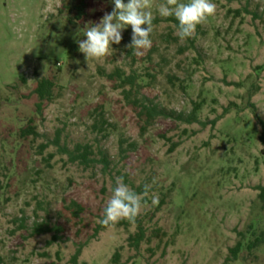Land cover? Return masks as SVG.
I'll use <instances>...</instances> for the list:
<instances>
[{
  "label": "rangeland",
  "instance_id": "374dc122",
  "mask_svg": "<svg viewBox=\"0 0 264 264\" xmlns=\"http://www.w3.org/2000/svg\"><path fill=\"white\" fill-rule=\"evenodd\" d=\"M212 2L215 13L182 40L160 15L166 0H151L150 48L126 47L127 26L108 56L87 61L78 41L112 0H0V264H74L79 248L76 264H264V242L248 248L264 240V155L247 97L260 87L251 102L264 120V0ZM128 76L140 87L131 100L183 114L201 104L199 122L160 117L143 131L130 86L119 88ZM42 78L55 89L40 110ZM30 122L38 136L23 138ZM77 145L92 148L90 163L70 160ZM118 177L140 212L97 232ZM37 224L52 231L34 235Z\"/></svg>",
  "mask_w": 264,
  "mask_h": 264
},
{
  "label": "clouds",
  "instance_id": "9594fccd",
  "mask_svg": "<svg viewBox=\"0 0 264 264\" xmlns=\"http://www.w3.org/2000/svg\"><path fill=\"white\" fill-rule=\"evenodd\" d=\"M114 7L105 13L98 24L86 27L84 36L79 40V51L89 58L101 59L110 54L113 44H120L122 30L127 26L132 29V42L126 47L141 54V50L152 45L150 34L153 31V16L149 9L151 0H112ZM216 11L212 0H190L189 3H178V0H166L159 8L162 16H175L178 21L177 35L186 39L193 35L197 25L204 23ZM113 50V49H112ZM147 194V189L145 195ZM157 201L154 199L153 203ZM141 209V197L117 178L111 198L104 209L100 223L109 226L121 219L134 221Z\"/></svg>",
  "mask_w": 264,
  "mask_h": 264
},
{
  "label": "trees",
  "instance_id": "16d2710c",
  "mask_svg": "<svg viewBox=\"0 0 264 264\" xmlns=\"http://www.w3.org/2000/svg\"><path fill=\"white\" fill-rule=\"evenodd\" d=\"M85 3L81 4L78 7H74L73 10H75L78 15L76 16V19L81 20L84 15H85ZM169 21H172L175 23L176 27L178 28V21L175 17H170ZM157 21H153V24H156ZM187 39H191V37L187 38ZM192 43H194L192 41ZM119 77H121V75H119ZM228 85L231 86H236V87H241L242 85L240 83H235L232 82ZM126 86H130L129 90H123V93L125 95V98L132 104L134 105V107H136L137 109H139L138 115L144 120V126L142 127L143 131H146L148 128H150L151 126L154 125V123L156 122V120L160 117L163 118H174L177 119L181 122H184L186 124H193V123H198L199 122V118H198V113L202 108L201 104H194L193 110L191 111V113L189 114H183V113H177L174 111H168L164 108H161L155 104L153 105H148L146 103H144L141 100H131V96L133 95L134 92L139 93L140 87H138L135 84V80L134 78L128 76L126 79H123L119 88L120 89H124ZM138 88V89H137ZM54 89H55V83L50 80V79H46V78H42L38 81L37 83V87L35 88V90L33 91V95L37 96L39 99V103L37 104V107L41 110L43 109V107L47 104V103H51L53 100V93H54ZM260 91V87H254L252 86V89L249 90L247 97H248V108L252 110L253 114L255 115V117L258 119L260 126L262 127V133L260 135V142L263 146L262 149V155H264V120H262L259 115H258V109L256 107L255 104H253L251 102L252 98L256 95L257 92ZM227 111V110H226ZM97 123L101 126V127H105L108 126L109 123L107 120H105L103 117L97 121ZM21 136L23 138H28L30 136H38V133L36 131L35 126L33 125V122H30V124L21 130ZM93 155L92 152V148L90 146H84V145H77L76 147V152H69V158L71 161L76 162L79 161L82 164H88L90 163L91 160V156ZM257 191H259V195L258 198L259 200L264 204V186H258L256 188ZM69 211H71L73 213V215L75 217H79V215L81 213L84 212V208L79 205L77 202L72 201L68 207ZM106 228L108 226H104L102 225L97 232H99L100 230H102L103 228ZM52 231V229L44 224H37L35 227V230L33 231L34 235H40L43 233H47ZM136 246H138L140 243H142L145 239V231L143 230V228L141 226L138 227V231L136 232V234L134 236H131L129 238ZM264 240L263 239H256L254 242H251L248 246L249 250H253L255 248H257L259 246L260 243H263ZM242 249V243L238 242L237 245L232 248L230 250L231 256L233 260H237L239 253ZM82 252V249L79 248L76 251V254L73 257V262L74 264L77 263L78 258L80 257Z\"/></svg>",
  "mask_w": 264,
  "mask_h": 264
}]
</instances>
